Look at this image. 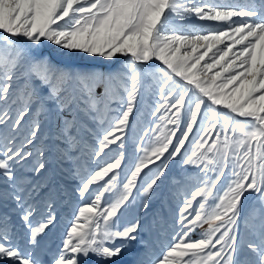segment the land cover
Masks as SVG:
<instances>
[{"label":"snow or ice","instance_id":"snow-or-ice-1","mask_svg":"<svg viewBox=\"0 0 264 264\" xmlns=\"http://www.w3.org/2000/svg\"><path fill=\"white\" fill-rule=\"evenodd\" d=\"M149 91L152 119L126 165ZM173 161L185 175L165 199ZM69 195L89 202L52 251ZM153 233L170 236L159 256ZM126 253L264 264V0H0V264H122Z\"/></svg>","mask_w":264,"mask_h":264},{"label":"rangeland","instance_id":"rangeland-1","mask_svg":"<svg viewBox=\"0 0 264 264\" xmlns=\"http://www.w3.org/2000/svg\"><path fill=\"white\" fill-rule=\"evenodd\" d=\"M226 2L241 3L242 0H226ZM53 59L57 63H63L66 65L87 64V65H91V66H94V67H97L103 70H106L109 67L108 62H105L103 60H91L83 56H74V57L54 56ZM124 62H125V58L119 57L116 60V62L111 65V68L112 69L119 68L123 65ZM152 91H154V89ZM154 103H155V96H153L152 92L149 91L148 93L145 94L144 99L142 103L140 104V113H137L138 120L130 124V128L127 131V135L124 136V141H125L124 154H125V164L126 165H131L136 160L137 153L135 152V144L140 138L142 129L150 124V120L152 118L148 114L150 110L152 109V107L154 106ZM181 126L183 127V125ZM177 135H179V133H177ZM187 146L188 144L186 142V147ZM112 148L116 149V146L113 145ZM115 154H116L115 151L111 153V155H115ZM150 167H152L153 169L155 168L154 165ZM126 171H127V168H125L122 165L121 179H123L124 173ZM145 171H147V169ZM167 175H168V179H166L163 185L161 186V194L165 199L168 197L170 192L175 190L172 181L174 179H179L181 175H185V173H183L180 166L175 161H173L172 164H170L169 172ZM253 200H254V197L249 196L248 199L244 201L245 211H247L248 207L252 205ZM85 202H89L87 197H85L84 200L82 201L75 196L69 195V198L66 199L59 206L58 208L59 223L57 227L53 229L52 232L46 238L47 244L52 251H55L57 245L61 244L62 240L64 239L66 230L68 229V227L70 226V222L74 218V214L78 211L79 206H82V204ZM160 204H161V200L157 199L154 202V208L159 209ZM175 207H176L175 201L165 206V214L168 217L170 222H171L172 216L174 215ZM135 211H136L135 208L130 209L129 212L125 216V220L131 219L132 216L135 215ZM145 238L148 239L149 242L152 244L154 256H159L165 249V245H167L170 240V236L167 238L158 237L155 233H153L150 236L146 235ZM193 238H198V237L194 234ZM134 258L135 256L132 253H126L124 257H122V264H131Z\"/></svg>","mask_w":264,"mask_h":264}]
</instances>
